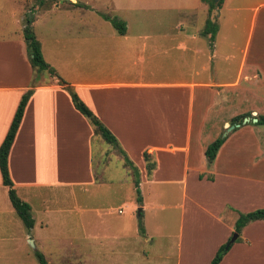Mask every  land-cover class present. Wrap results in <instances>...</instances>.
I'll use <instances>...</instances> for the list:
<instances>
[{
    "label": "crops",
    "instance_id": "0c3cea01",
    "mask_svg": "<svg viewBox=\"0 0 264 264\" xmlns=\"http://www.w3.org/2000/svg\"><path fill=\"white\" fill-rule=\"evenodd\" d=\"M61 1L0 0V146L22 97L33 89L9 151L8 170L34 221L30 230L24 226V232L14 234L11 226L21 230L17 219L0 217L5 228L0 264H39L37 253L47 264H210L232 238L238 214L264 209V126L253 123L257 116L224 137L212 164L204 153L216 139L203 132L208 113L239 96L234 86L240 82L258 81L254 96L259 99L250 107L264 115V0H222L211 14L202 0H98L125 23L124 35L94 28L89 16L84 18L95 12L89 2L96 0ZM59 11L68 13L69 22L45 28L43 34L42 19ZM223 11L230 17L224 28L219 21ZM245 17L250 18L249 40L236 80L217 83L218 60L236 59L235 40L227 37L220 43L222 30L234 33ZM28 19L44 61L114 135L124 156L112 145L103 146L106 142L75 109L56 77L31 67L23 38ZM208 19L217 25L213 42L202 34ZM256 29L258 41L250 50ZM203 76L213 81L197 79ZM243 91L242 101L250 102ZM144 153L155 163L151 174ZM125 158L139 174L141 205ZM117 161L125 174L115 180L109 172ZM105 185L126 187L129 201L88 206L82 233L69 234L67 241L47 231L44 216L52 190ZM145 186L153 197L161 186L180 192L178 203L151 204L178 208L177 233L150 231L144 218ZM0 200L9 203L0 210L11 214L1 173ZM128 207L137 216H127L123 208ZM139 209L144 234L139 232ZM35 211L45 219H36ZM238 237L220 264H264V221L250 223ZM56 242L63 246L54 257L45 248Z\"/></svg>",
    "mask_w": 264,
    "mask_h": 264
},
{
    "label": "rangeland",
    "instance_id": "374dc122",
    "mask_svg": "<svg viewBox=\"0 0 264 264\" xmlns=\"http://www.w3.org/2000/svg\"><path fill=\"white\" fill-rule=\"evenodd\" d=\"M90 5L91 8L95 11H89L93 13H89L85 15V19L89 16V19L91 23H89L91 26L99 27V28H105L106 31L108 29L114 27L112 26L111 22L108 21L105 17H112L117 18L116 14L112 12V9H106L104 7V4H106L105 1H98L95 2L91 1ZM50 4V3H49ZM221 18L219 19L220 24H222V28L226 27L229 23L230 17L229 14H227L225 11H223ZM29 17V16H28ZM200 17L204 18V14L201 11ZM250 17V16H249ZM245 17V23L242 26V22L239 29H236L233 32V30L229 31L227 33V29H223L221 35L225 36L224 40H221L220 43L223 45L226 42V38L228 37L229 40H235L236 42V48L233 50V54L235 56V60L230 61L229 63L225 62L222 59L218 60V66L220 71L218 74L217 81L214 79L215 82L221 83V84H229L232 83V81L236 80L237 77V68H238V62L241 58L242 51L245 48L246 41L249 36V21L250 18ZM83 18H78V20H82ZM118 19V18H117ZM61 20V21H60ZM68 13L64 11H59L58 13H53L51 15H47L42 19L41 27L42 32L45 34L46 29H52L55 27H61L63 25H66L69 21ZM59 22V25L57 22ZM87 21V20H85ZM71 22V21H70ZM231 25V23H230ZM242 26V27H241ZM39 27V26H38ZM93 28V27H92ZM243 28V29H242ZM116 31V30H115ZM117 32V31H116ZM249 40V39H248ZM258 41V34L257 29L252 34V37L250 36V43H249V49L256 47V43ZM66 52V50H62ZM51 77V76H50ZM198 80H206V81H213L212 79H207V76H203L200 78H197ZM234 90L238 92L239 96H231L230 102L226 105H223L222 108L216 109L215 111H212L208 113V116L206 120L204 121V128L203 132L204 134H211L214 139H217L219 137H223V134L226 132V130L234 125L233 120L237 117H244L247 116L248 118L258 117L262 116V113H253L251 107L253 108L254 104H257L255 101L259 99L258 97L254 96L257 93L258 90V81L252 80L251 82H240V84H236L234 86ZM245 89V93L249 95L247 99H250V102L244 103L242 101L243 99V93ZM251 103V104H249ZM244 104L246 106H244ZM251 106V107H250ZM238 124V123H236ZM251 124V123H248ZM247 124V125H248ZM244 125H241L243 127ZM232 133V131H231ZM230 135V132L227 133L226 137ZM208 138V136L206 137ZM206 140V139H205ZM103 146H109L107 143H103ZM98 147V144L95 146ZM117 155H119V152L114 150ZM130 176L132 177L133 181L134 175L131 169H129ZM109 172V171H108ZM110 175H112V179L118 180L122 178L125 174V171L122 167L119 166V161L115 163L112 167V170L109 172ZM106 178H109L106 176ZM115 184V183H114ZM119 185H105L98 189H90L88 191H83V189L80 188H57L52 190L51 193L48 194L49 196V206L50 209L45 213L46 218H48L49 225L47 231L51 232V234L62 237L67 241L66 236H70L69 234H81L82 233V219L84 215V209L88 206L94 207L101 204L109 205L110 203L115 202H128L130 195L127 192L126 187H122V189H118ZM145 191V201L146 205L148 206L145 209V223L148 225L150 231L154 233H161V232H168V233H177V221L179 216V210L177 209H168V208H152L151 204H154L156 206L165 205L168 204H175L180 201V192L176 190L175 188H168V186H161L160 190L155 196L149 194L148 187H144ZM135 195L131 194V197L133 198ZM10 202V201H9ZM41 204V201L39 202ZM38 203V204H39ZM8 201H2L0 200V209H3L6 205L8 206ZM118 204L112 206L114 209ZM11 209V214L8 213L6 210L2 211L0 210V217L8 216V217H15L17 219V222L19 223V226L21 230L18 228V226L13 230V227L11 226V231L9 233L19 234L24 232V225L22 224L21 220L18 218L16 213L12 211L11 204L9 205ZM125 209V213L127 216H130L131 214L134 216H137V213H131V209L123 208ZM117 210L114 211V216L117 215ZM48 213V214H47ZM36 219H45L42 217V214L39 215L38 212L35 211L34 213ZM49 216V217H48ZM165 224V226H163ZM5 228L0 227V233H3V230ZM38 229V228H37ZM36 229V230H37ZM62 243H54L52 245L46 246L45 249L49 251L54 257L55 253L60 250V247H62ZM31 247V246H30ZM27 248V247H26ZM29 249V248H28ZM37 259V257H36ZM38 260V259H37ZM39 263V261H38ZM40 264V263H39Z\"/></svg>",
    "mask_w": 264,
    "mask_h": 264
},
{
    "label": "trees",
    "instance_id": "16d2710c",
    "mask_svg": "<svg viewBox=\"0 0 264 264\" xmlns=\"http://www.w3.org/2000/svg\"><path fill=\"white\" fill-rule=\"evenodd\" d=\"M202 1L208 4L209 14H211V12L215 10L217 7H219L221 4V2L215 3V0H202ZM105 18L111 22L112 26L118 32V34L120 35L125 34L126 26L124 22L119 21L117 18H112V17H105ZM216 32H217V25L214 22H212L210 19H208L206 21L205 28L202 34L209 35L210 42H213ZM23 38L26 43L28 60H29L31 67L34 70H36L38 73L47 71L53 77H56L58 84L62 86V88L69 93L75 109L89 121L91 126L94 127L95 133L98 134L107 144L112 145L115 149H117L124 156V153L120 149L117 139L114 137V135L92 114V112L88 109V107L79 99L77 94L66 84L64 80H62L56 74L54 69H52L44 61L42 52H41L40 43L35 36L31 19H28L27 25L23 30ZM32 93H33V89H30L22 97L18 105V108L16 110L15 116L10 125L9 131L3 143L0 146V173L2 176V183L8 189V196H9V200H10V203L13 209L15 210L17 216L20 218V220L22 221V223L28 230H30L34 224V221L31 215V208L28 203L24 202L17 196L13 188V183L10 179L9 170H8V155H9V151L12 146L14 137L16 135V132L20 125L25 106L30 96L32 95ZM246 117L247 116H244L243 118L242 117L235 118L233 120V124L236 125V123H238V125L241 126L242 121ZM255 119L257 120L255 124L264 126V115L258 116ZM225 140L226 138L219 137L216 140H214L206 148L204 154H205L208 164L213 163L220 147L223 145ZM124 161H125V165L133 170V175L135 178L134 186H135V193H136V201L139 205H141L142 197H141V191L139 188V174L136 168L127 158H125ZM144 161L146 163L147 173L151 174V172L155 168V163L152 161V159L149 157L147 153H144ZM141 216H142V212L139 214V224H138L139 232L141 234H144V228L142 225ZM256 221H264V209H257V210H254L252 212L245 213V214L239 213L238 218L234 225V233L238 234L239 236L242 230L247 225H249L250 223L256 222ZM238 238L236 241H238ZM233 244L234 243L230 242V239L225 244H223L216 252L210 264H220L223 257L227 254V252L230 250ZM36 257L40 264H47L46 261L44 260V257L41 254L37 253Z\"/></svg>",
    "mask_w": 264,
    "mask_h": 264
},
{
    "label": "water",
    "instance_id": "95a60500",
    "mask_svg": "<svg viewBox=\"0 0 264 264\" xmlns=\"http://www.w3.org/2000/svg\"><path fill=\"white\" fill-rule=\"evenodd\" d=\"M215 1H216V2H221L222 0H215ZM62 2H63V0L61 1V3H62ZM252 121H253V123H256V122H257L256 119H252ZM249 122H250V118H245V119L242 121V125H245V124H247V123H249ZM239 127H240V125H238V124L230 126V127L226 130V132L223 134V138L226 137V135H227L228 132H231V131H233L234 129L239 128ZM138 213H140V209L138 210ZM237 238H238V234L234 233L233 236H232V238L230 239V242H231V243H234V242L237 240Z\"/></svg>",
    "mask_w": 264,
    "mask_h": 264
}]
</instances>
